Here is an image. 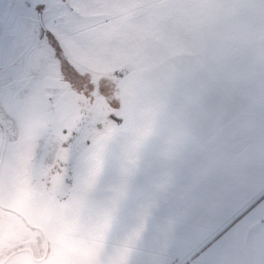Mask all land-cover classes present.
<instances>
[{
  "label": "crops",
  "instance_id": "crops-1",
  "mask_svg": "<svg viewBox=\"0 0 264 264\" xmlns=\"http://www.w3.org/2000/svg\"><path fill=\"white\" fill-rule=\"evenodd\" d=\"M63 2L64 55L121 98L46 263L264 264V0Z\"/></svg>",
  "mask_w": 264,
  "mask_h": 264
},
{
  "label": "rangeland",
  "instance_id": "rangeland-1",
  "mask_svg": "<svg viewBox=\"0 0 264 264\" xmlns=\"http://www.w3.org/2000/svg\"><path fill=\"white\" fill-rule=\"evenodd\" d=\"M66 9L63 0H0L2 264H47L45 234L71 193L76 157L119 115L121 79L60 56Z\"/></svg>",
  "mask_w": 264,
  "mask_h": 264
},
{
  "label": "trees",
  "instance_id": "trees-1",
  "mask_svg": "<svg viewBox=\"0 0 264 264\" xmlns=\"http://www.w3.org/2000/svg\"><path fill=\"white\" fill-rule=\"evenodd\" d=\"M44 31H46L47 32V29H44ZM45 32V33H46ZM49 35H50V37L51 38H53V40L56 42V38L54 37V36H52V34L50 33V32H47ZM57 46H59V44L57 43ZM53 47V46H52ZM54 49H55V51L57 52V48H55V47H53ZM61 49V48H60ZM60 51H62V49L60 50ZM60 56H64V59L67 61V62H69V60L65 57V55H64V53L62 52V54H60Z\"/></svg>",
  "mask_w": 264,
  "mask_h": 264
},
{
  "label": "water",
  "instance_id": "water-1",
  "mask_svg": "<svg viewBox=\"0 0 264 264\" xmlns=\"http://www.w3.org/2000/svg\"><path fill=\"white\" fill-rule=\"evenodd\" d=\"M3 134H4V140H3V145H2V148H1V158H2V155H3V151H4V148H5V144H6V137H5V133L3 132ZM1 158H0V160H1Z\"/></svg>",
  "mask_w": 264,
  "mask_h": 264
}]
</instances>
